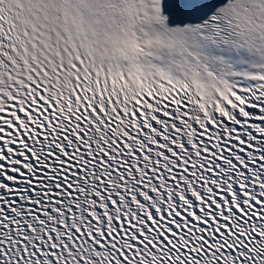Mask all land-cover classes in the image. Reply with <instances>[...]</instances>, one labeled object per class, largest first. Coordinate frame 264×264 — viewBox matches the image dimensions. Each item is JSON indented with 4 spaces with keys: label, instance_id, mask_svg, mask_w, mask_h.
<instances>
[{
    "label": "snow or ice",
    "instance_id": "obj_1",
    "mask_svg": "<svg viewBox=\"0 0 264 264\" xmlns=\"http://www.w3.org/2000/svg\"><path fill=\"white\" fill-rule=\"evenodd\" d=\"M0 264H264V0H0Z\"/></svg>",
    "mask_w": 264,
    "mask_h": 264
}]
</instances>
